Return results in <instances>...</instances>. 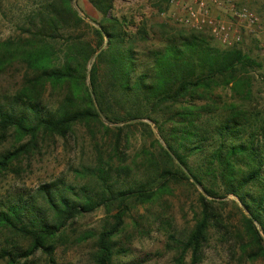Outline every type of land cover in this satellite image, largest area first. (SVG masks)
<instances>
[{"label":"trees","instance_id":"1","mask_svg":"<svg viewBox=\"0 0 264 264\" xmlns=\"http://www.w3.org/2000/svg\"><path fill=\"white\" fill-rule=\"evenodd\" d=\"M72 1L25 0L18 33L0 40V73L14 64L25 69L19 89L0 92V141L11 132L18 143L0 153V177L35 148L41 134L65 137L76 123H84L95 141V128L111 133L109 152L80 172L91 184L43 183L1 208L0 231L18 233L28 245L0 241V260L28 264L42 250L47 264H55L59 232L77 215L103 207L110 220L83 238H95V264H127L115 260L125 219L183 183L197 192V210L187 232L167 234L179 261L189 254V264H198L210 230L232 224L217 208L227 195L240 203L234 201L242 224L235 226V238L264 256V117L215 94L229 88L246 102L251 71L262 64L241 45L221 46L206 31L146 21L129 31L132 21L110 12L112 0H88L101 15L94 26ZM167 2L155 0L158 13ZM83 28H90L94 44L83 38ZM152 37L158 47L145 46ZM47 85L59 90L54 105L42 96ZM133 127L151 140L128 163L119 147L129 143Z\"/></svg>","mask_w":264,"mask_h":264},{"label":"rangeland","instance_id":"2","mask_svg":"<svg viewBox=\"0 0 264 264\" xmlns=\"http://www.w3.org/2000/svg\"><path fill=\"white\" fill-rule=\"evenodd\" d=\"M110 12L116 17L126 16L132 21L128 24L129 31H135L136 25L146 21L147 26L165 22L172 27L194 30L183 25L178 18L183 14L182 5L187 0L178 2L169 0L165 5L164 12L158 13L155 0H112ZM184 1V2H183ZM237 5H246L256 12L262 28H253L239 25L242 41L239 43L253 57L262 64V67L251 71L253 76L252 96L246 101L233 96L229 88L216 89L215 94L227 103L234 102L243 105L247 111L255 107L264 117V0H234ZM0 40L13 37L18 33V25L23 20L25 0H0ZM73 6L81 16L90 24L97 26L93 21H99L101 15H86L78 7L77 0L72 1ZM96 10V9H95ZM97 11V10H96ZM213 14L224 20H229L227 8L213 9ZM234 22V21H233ZM197 31V30H196ZM83 38L95 43L90 28L82 29ZM213 40L221 45L214 37ZM158 38H153L145 44L147 47H158ZM222 46V45H221ZM91 63L88 64L90 68ZM25 69L20 64H14L0 73V92L13 93L22 86ZM43 98L52 105L59 99V90L46 86ZM153 127L155 137L159 138L154 124L146 120ZM105 123L106 120H104ZM111 126V125H110ZM98 140H93L88 127L84 123H76L71 131L65 136L41 134L37 145L27 154L14 161L7 171L0 177V209L15 199L18 195L28 197L35 193L36 188L43 183L63 180L73 184H91L90 178L81 176L80 172L85 167L94 165L101 154L104 158L109 152L110 135L99 132L95 128ZM11 133V132H10ZM0 141V153L17 146L18 143L13 135ZM128 144L123 143L119 147L120 156L127 155L130 163L134 154L143 144L148 145L151 138L142 136L139 130L133 127L130 131ZM264 144V136H260ZM27 140L25 138L20 143ZM124 153V154H123ZM115 165L119 163L114 158ZM201 191V188L198 187ZM197 192L190 185L183 183L173 185L171 192L163 194L162 198L147 205L133 210L131 216L125 219V225L117 236L120 253L115 260L127 264H189L190 255L186 254L182 260H178L179 250L174 247L167 237L173 233L176 238L187 232L195 221L197 210ZM223 204L217 206L223 216L232 224L228 228H220L219 231L210 230L208 239L203 245L202 259L198 264H264V256L257 255V248L248 246L246 239H236L235 226L239 223L241 213L236 206H240L235 196L227 195L222 198ZM236 203H235V202ZM110 212L111 213H114ZM133 217V219L131 218ZM105 220H110L108 213L103 207L77 215L69 221L62 232L55 237L53 244L55 264H95L93 255L96 250L95 238H83L92 231H99ZM0 241L9 246L14 243L27 247L28 240L13 231H0ZM172 243V244H171ZM28 264H47L46 256L42 250L36 251L29 256ZM0 264H7L0 260Z\"/></svg>","mask_w":264,"mask_h":264},{"label":"built area","instance_id":"3","mask_svg":"<svg viewBox=\"0 0 264 264\" xmlns=\"http://www.w3.org/2000/svg\"><path fill=\"white\" fill-rule=\"evenodd\" d=\"M215 8H227L230 19L214 15ZM182 9L183 14L178 19L183 25L208 32L224 47L239 45L242 41L239 25L255 30L262 28L256 12L246 5H237L234 0H187Z\"/></svg>","mask_w":264,"mask_h":264},{"label":"crops","instance_id":"4","mask_svg":"<svg viewBox=\"0 0 264 264\" xmlns=\"http://www.w3.org/2000/svg\"><path fill=\"white\" fill-rule=\"evenodd\" d=\"M77 4L81 11L86 15L95 16L97 14V11L88 0H77Z\"/></svg>","mask_w":264,"mask_h":264}]
</instances>
